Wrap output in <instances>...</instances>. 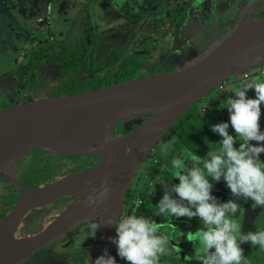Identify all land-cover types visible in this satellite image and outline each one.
<instances>
[{
    "label": "flooded vegetation",
    "instance_id": "flooded-vegetation-1",
    "mask_svg": "<svg viewBox=\"0 0 264 264\" xmlns=\"http://www.w3.org/2000/svg\"><path fill=\"white\" fill-rule=\"evenodd\" d=\"M238 1L241 0H226L224 3L218 4L217 0H207L206 2L204 0L201 5L195 3L196 0H76L70 4L66 3V7H63L71 10L77 8V10L67 23L63 25H61L62 23L51 24L52 31L56 33L54 30H57L58 32V38L55 35L54 41L49 44L50 49L46 63L30 67V71H27V59H23L20 62H14V66L9 71L1 74L3 76L0 75V81L6 87L5 91L4 89L2 91V87H0V107L5 108L12 104L45 97L72 95L70 94L72 92H87L133 80L178 72L210 51L212 46L224 38L226 33L243 17L258 19L264 15V0H248L244 3ZM4 7L5 11L8 10L5 4ZM52 9L58 12L57 6ZM203 9H206L204 14L201 13ZM20 12L25 15L28 11L21 8ZM186 12H190V17L193 15L195 19L187 20ZM29 14H27L28 17L31 16ZM76 19L80 21L82 32L80 40L74 44L70 42L72 37L68 34H70V28L75 24ZM25 26L21 36L23 35L27 40V36L33 35L34 30H31L30 26ZM64 26L68 27L65 30L66 33L64 31L62 33ZM47 27L49 26H40V29ZM49 30L51 31V29ZM187 30L189 31L187 32ZM65 34L67 35L65 36ZM15 35L17 37L18 33ZM62 37L63 39H61ZM29 53L27 50L22 51V54L27 57ZM64 59L72 62V65H67L63 69L61 62ZM263 66L257 67L247 80H243L238 74L240 78L236 83L227 84V87L222 88L221 91H211L186 113L189 115L186 120L197 119L204 127L191 148H185L179 143L176 137L177 132H175L177 128L172 130L177 123L180 127L184 124L186 120H182L183 117L161 137L136 173L124 197L117 219L126 217L132 212H135L136 215L141 212L142 216L152 217L157 222L159 219L155 216L162 218L167 215H154L158 209L154 211L152 207L157 208L156 205L163 195V184L179 183L178 179L172 180L171 160L177 156H190L193 153L203 157L209 149L215 150L218 147L215 143L222 137L212 132L211 127L214 124L229 121L227 109L222 108L223 101L228 96H234L231 91L245 83L264 81ZM67 69L68 72L64 71ZM10 86L13 91L7 90L10 89ZM246 95L249 98H255L254 89H250ZM261 108L264 113V104L261 105ZM260 127L261 131H264V114L261 117ZM229 134L235 135L231 126ZM170 137L175 140L174 146L171 145L168 150H165L164 147ZM237 144L235 147H239ZM67 157L69 156L53 157L40 152L33 153L26 158L24 167L15 175V179L24 189L33 190L51 184L67 174L84 171L96 163L95 159L88 158L87 161L73 166L70 170L49 167L51 159ZM78 157L87 158L85 156ZM213 183L212 194L220 202H226L233 198L223 180ZM2 192L5 195L0 200V219L9 213L18 198L17 189L7 182L4 175L0 179V193ZM72 200L71 197L61 198L59 203L30 209L22 218L14 236L21 238L40 232ZM238 202L244 209L243 214L238 212L236 215L238 222L242 225V232L257 231L264 216V207L254 205L251 200ZM147 205H149V209H145ZM175 219L180 221L188 218L172 217L170 223L167 221L158 223L163 225L159 234L167 236L170 240L168 251L175 252L177 246L181 244L179 248L192 255L193 251L184 235L195 233L203 225L199 220L191 222L190 219V223L186 224L185 228L182 225L180 228H172L171 225L175 224ZM96 222L95 219L75 227L59 239L65 241L58 244V250L47 251L48 246L16 264H71L74 259H78L79 262L84 261L79 256L85 249L80 245L76 246V244L81 238L99 236V228L95 236H90L91 224ZM165 227H168L169 231H164ZM115 235L114 226L113 237ZM177 242L179 245H175ZM89 247L95 248L88 258L89 264H92L100 256V249L97 245L86 248ZM241 248L248 259V264H251L257 256L255 246L244 243L241 244ZM113 253L117 261L116 246L112 243L111 256ZM178 253L183 252L178 250ZM188 258L189 262L187 263H183L180 256L176 261L181 264H198L196 261H191L190 257ZM121 264H128V262L124 260ZM159 264L173 263L164 254L160 256Z\"/></svg>",
    "mask_w": 264,
    "mask_h": 264
},
{
    "label": "water",
    "instance_id": "water-1",
    "mask_svg": "<svg viewBox=\"0 0 264 264\" xmlns=\"http://www.w3.org/2000/svg\"><path fill=\"white\" fill-rule=\"evenodd\" d=\"M203 1L195 3L201 5ZM217 1L220 4L226 0ZM189 13L186 12L187 20L195 19ZM258 55L264 57V15L258 19L243 17L210 51L178 72L0 109V172L18 191L13 208L0 219V264L24 261L75 227L95 219L102 222L99 236L81 238L76 246L97 245L100 256L105 249L111 255L114 225L108 222L117 219L136 173L155 144L219 84L264 65V59H255ZM143 116L148 117L131 132L114 134L119 124ZM128 147L132 152L126 155ZM21 152H40L53 157L85 156L96 163L46 186L26 190L17 183L12 170V163ZM260 159L264 161V153ZM105 180L104 186L110 190L107 200L87 206L86 198L102 190L101 187L91 192V186ZM70 197L71 203L43 230L31 236H14L30 209L41 207L42 202L50 199ZM174 221L175 228L181 225L185 228L190 223L189 219ZM258 230L264 231V216ZM188 245L193 251V243L188 241ZM179 249L177 246L173 254L177 252V257L189 262L191 255L182 249L179 252L183 253H178ZM255 252L257 256L251 264H264V249L255 246Z\"/></svg>",
    "mask_w": 264,
    "mask_h": 264
},
{
    "label": "clouds",
    "instance_id": "clouds-1",
    "mask_svg": "<svg viewBox=\"0 0 264 264\" xmlns=\"http://www.w3.org/2000/svg\"><path fill=\"white\" fill-rule=\"evenodd\" d=\"M257 61L264 57L256 56ZM254 89L255 98L246 93ZM223 101V107L229 113L228 122H220L211 127L222 139L215 144V150L209 149L205 156L195 153L190 156H177L171 160L173 179L179 183H165L161 199L156 205V215L169 214L175 218L186 217L189 220L199 218L203 227L195 233H189L187 239L194 245L191 261L198 264H248L241 244L249 243L264 249V231L242 232V225L236 218L244 209L238 201L251 200L254 205L264 207V131H261V105L264 104V81L245 83L231 91ZM235 135L229 134V127ZM107 127V126H106ZM255 141L257 144L250 142ZM239 143V147L235 145ZM147 146H142L144 151ZM166 147V146H165ZM130 147L125 154H130ZM211 178V179H209ZM223 180L232 197L220 202L212 194L213 182ZM98 195L90 194L85 204L89 207L103 203L109 195V188L104 186ZM155 193V192H154ZM102 222L91 224V235L95 236ZM115 237L110 238L116 246L117 255L128 264H159V258L168 251L170 240L161 233L163 225L152 217L130 215L115 221ZM180 251V249H179ZM92 264H117L116 258L104 254Z\"/></svg>",
    "mask_w": 264,
    "mask_h": 264
},
{
    "label": "rangeland",
    "instance_id": "rangeland-1",
    "mask_svg": "<svg viewBox=\"0 0 264 264\" xmlns=\"http://www.w3.org/2000/svg\"><path fill=\"white\" fill-rule=\"evenodd\" d=\"M5 1V2H4ZM76 1V0H73ZM71 0H0V75L9 71L12 66H14L15 60L19 59L20 55L22 54L23 50H26L30 47L29 42L25 40V37L21 33L24 32L26 26L31 28V30H34L33 35H37L40 38L44 37L45 31L40 29V26H49L48 28L52 29L51 24H65L69 20L73 18L74 13L76 12V9H67L65 8V4L73 2ZM4 4L7 6L8 10L5 11ZM57 6V11L53 10L52 7ZM65 6V7H63ZM23 8V10L28 11L25 13V15L21 14L20 9ZM13 9V11H12ZM35 9V12L31 13ZM30 13L31 16H27V14ZM56 18V19H55ZM55 19V20H54ZM67 19V21H65ZM45 23V24H44ZM25 24V25H24ZM15 26V27H14ZM60 26V25H59ZM33 27V28H32ZM68 27L64 26L62 28L63 31L66 33V29ZM82 26L80 24V21L76 19L75 24L71 26L70 28V42H73L76 44L80 40L81 32H82ZM218 30V29H217ZM56 33H54L58 38V32L57 30H54ZM189 30H187L188 32ZM16 33H18V36L16 37ZM67 34H65L66 36ZM69 38V37H68ZM63 39V37L61 38ZM213 47V46H212ZM211 47V48H212ZM202 50V49H200ZM240 75V74H239ZM239 75H235L231 77L226 83L227 84H233L236 83L237 80L240 78ZM3 76V75H1ZM13 80V78H11ZM0 87H2V91L6 89L4 87V83L0 81ZM10 91H13L12 86H10V89H7ZM13 105V104H12ZM10 105V106H12ZM15 105V104H14ZM0 109H2L0 107ZM169 141L166 144L165 150L169 148V146H174V138H168ZM165 159V157H164ZM88 158L84 157H75V156H69L67 158H61V159H51L49 161V167L51 169H64V170H70L73 166H78L79 163H84L87 161ZM5 195L4 192L0 193V200ZM147 205V208L149 209ZM145 207V206H144ZM154 211H157V208H153ZM154 214V213H153ZM137 215H141L140 213H137ZM156 215V214H154ZM153 216V215H152ZM159 220L157 223L167 221V223H170V220L172 219V216L166 215L165 217H159L155 216ZM167 217V218H166ZM154 219V218H153ZM176 220V219H175ZM199 218H192V221L197 222ZM171 227H174L171 225ZM164 231H169L168 227L163 228ZM189 233H186L184 235L185 240L188 241L187 236ZM64 242L65 240H59L55 244H52L49 246L46 250L47 251H56L58 250V244L60 242ZM82 255L79 257H82L84 261L79 262L78 259H74L71 264H89V257L92 255V252L95 251V248H84ZM194 251V250H193ZM184 261L183 263H185Z\"/></svg>",
    "mask_w": 264,
    "mask_h": 264
},
{
    "label": "trees",
    "instance_id": "trees-1",
    "mask_svg": "<svg viewBox=\"0 0 264 264\" xmlns=\"http://www.w3.org/2000/svg\"><path fill=\"white\" fill-rule=\"evenodd\" d=\"M35 12V9L31 12L33 13ZM30 15V14H29ZM41 30H44L45 31V34H44V37L43 38H40L39 36H34V35H31L29 34L27 36V42H29V45L30 47L28 49H26L29 53V56L27 57V55L25 54H22V56L19 57V59L15 60V62H20L21 60L23 59H27V71H30L29 68L30 67H36V66H41L43 64L46 63V57L48 55V51L50 49L49 47V44H50V37L51 36H55L54 32L51 30H49V28H44V29H41ZM34 41H37V45H39V47L37 48H34L32 47V44ZM51 49H52V46H51ZM61 65H62V68H66L67 65L71 66L72 65V62H70L69 60L67 59H64L62 60L61 62ZM64 71H67L68 72V69L67 70H64ZM80 93H83V92H76V93H70L72 95H76V94H80ZM189 115H185L183 116L182 120L185 119L188 117ZM148 116H143V117H140L136 120H131V121H127V122H124L122 124H119L118 126H116L115 130H114V134H127L129 132H131L132 130H134L135 128H137V126L144 122L145 119L147 118ZM177 128V130L175 132H177V139L179 141V143L185 147V148H191L197 138H198V135L203 131L204 127L201 125V122L197 119H187L183 125H181V127L179 126V123H177L173 128L175 129ZM112 256L114 257L115 254L113 253Z\"/></svg>",
    "mask_w": 264,
    "mask_h": 264
},
{
    "label": "bare ground",
    "instance_id": "bare-ground-1",
    "mask_svg": "<svg viewBox=\"0 0 264 264\" xmlns=\"http://www.w3.org/2000/svg\"><path fill=\"white\" fill-rule=\"evenodd\" d=\"M31 154H27V152H21L17 158L12 163V170L13 174L16 175L25 165L26 158H28ZM3 177V174L0 172V179ZM102 187V183H95L91 186V192L99 190ZM11 191V190H10ZM6 199V198H5ZM61 198H54L50 199L48 201L42 202L41 207H45L48 205L59 203Z\"/></svg>",
    "mask_w": 264,
    "mask_h": 264
},
{
    "label": "built area",
    "instance_id": "built-area-1",
    "mask_svg": "<svg viewBox=\"0 0 264 264\" xmlns=\"http://www.w3.org/2000/svg\"><path fill=\"white\" fill-rule=\"evenodd\" d=\"M53 39H54V36H51L49 41H50V42H53V41H54ZM36 45H37V41H34L33 44H32V47H35ZM256 69H257V67H255V68H253V69H250V70H247V71L241 73V74H240L241 78H242L243 80H247V79L250 77L251 73L254 72V71H256ZM263 70H264V66H263ZM227 81H228V80H227ZM227 81H226V82H227ZM226 82H223V83L219 84V85L215 88V90H216V91H221L222 88L227 87V83H226ZM139 203H140V201L138 202V204H139ZM123 261H124V260L121 259L119 256L117 257V264H121Z\"/></svg>",
    "mask_w": 264,
    "mask_h": 264
},
{
    "label": "crops",
    "instance_id": "crops-1",
    "mask_svg": "<svg viewBox=\"0 0 264 264\" xmlns=\"http://www.w3.org/2000/svg\"><path fill=\"white\" fill-rule=\"evenodd\" d=\"M179 242H177V243H175V245H177ZM179 245V244H178ZM181 245V244H180ZM179 245V246H180ZM173 253H175V252H173ZM171 251H168L167 253H166V256L169 258V260L174 264H181V263H178V261H176L177 259H178V257H177V252H176V256L173 254ZM174 256H173V255ZM180 255V254H179ZM180 262H183V261H180Z\"/></svg>",
    "mask_w": 264,
    "mask_h": 264
}]
</instances>
